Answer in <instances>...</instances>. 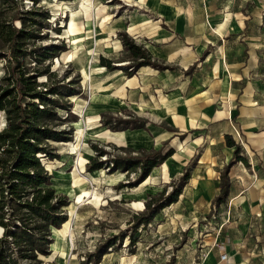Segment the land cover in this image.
<instances>
[{"label": "rangeland", "instance_id": "374dc122", "mask_svg": "<svg viewBox=\"0 0 264 264\" xmlns=\"http://www.w3.org/2000/svg\"><path fill=\"white\" fill-rule=\"evenodd\" d=\"M130 1L85 0L86 7H88V12H85L84 7L82 6L83 9L80 7L81 0H5V2L0 0V21L5 19L10 22L13 17L15 24L21 27L24 26L23 21H27V25H30L34 21L33 19H36V24L30 27L33 29L40 27L35 30L37 37L27 39L20 51L16 49L17 44L10 45L3 37H0V83L3 85L8 83L2 77L7 75L14 63L10 57L19 54L20 63L30 69L37 67L36 69L43 70V67L48 64L50 72L53 73L52 78L48 80L49 83L60 80L65 83L72 81L70 88H75L77 92V94L67 96L73 104L69 119L57 126L59 129H68L72 125L71 139L60 142L51 141L55 152L59 154L58 157L42 156L44 165L50 164V167L46 165V168L53 175L51 185L55 187L57 192L66 193L70 199V203L65 205L69 217L61 227H58V229H65L72 219L68 232L69 245H67V250L62 249L57 253L55 252L51 243L57 239V235L54 230L55 227H52L51 252L44 257L39 255L40 260L35 263L187 264L192 259L191 256L198 244L203 243L208 251L212 244L216 243L215 247H217L218 253L225 251L226 247L231 248L228 264L245 262L264 264V147L258 146L260 154L255 156L256 154H253L247 146L241 129L235 130L233 135L243 146H246L252 158L247 163L244 160H239V156L234 154V158L237 159L236 162L234 161L236 163L233 173L234 188L229 190L230 195L227 204L223 203L219 207L212 206V200L217 193L211 199V209L208 208L209 199L206 197L201 201V204L197 205V210L196 208L194 210L185 206L181 207V205L166 206L151 222L138 227L132 222L134 215L143 212L147 201L151 200V196L157 195L165 187L168 191L172 189L171 184L175 178L169 176L170 164L167 165L164 161L160 162L155 169L151 170L148 174L149 179L142 185V181L138 184L135 182L140 171L139 168L124 170L115 168L113 164L112 167L106 165L102 168H96L104 170L105 176L98 174L95 176L97 180H94L92 172L95 170L89 171L87 164L91 158L97 155V150L93 144L96 143L98 146L104 147L112 155H142L145 150H158L161 147L163 153L175 151L178 154L182 152L184 146L195 133L190 135L187 131L181 132L180 129L176 131L166 120L162 119L160 114L152 115L130 108L119 109L101 103L100 106H94L91 111L85 112V115L95 120L97 124L116 131V129L102 124V113L111 114L116 118L128 119V123H120V126L127 124L129 129L136 128L133 125L148 118L150 122L156 124L152 129L157 128L159 132H153L147 126L146 129H149L151 134L154 133L153 140L155 142L152 146L147 145L149 143L145 139L148 137L142 136L140 131L132 132L136 135L133 143L108 142L96 137L86 138L81 147L87 155V158L83 159L81 163L83 169L78 164L79 153H75L70 142L76 140V122L83 117L80 105L83 103L86 105L94 103L95 105V100L100 95L97 91L107 89L109 85L116 84L119 85L118 88L124 89L125 79L136 73V71L132 75L128 73V70L132 69L128 64L131 55L128 49L123 48L122 41L121 43L117 42V38H120L118 31L116 35L108 33V29L111 28V21L116 18L113 13L122 10L129 11L127 2L131 3ZM31 9L35 10L34 14L29 12ZM74 10L79 11L72 16ZM46 13L49 14L48 18H44ZM15 16L23 17L20 19L15 18ZM73 18L78 29L74 32H68ZM130 31H133L132 28ZM34 47H43L50 52L47 53L49 57L47 56L41 64L37 63L34 55L30 53ZM261 47L263 65L260 66L264 67V42ZM91 48L96 50L93 57H91ZM115 49L118 50L116 53H108ZM247 49L248 47L245 49L237 46L231 50L235 56L238 51L242 53V56H245L248 54ZM225 51L226 47L215 45L212 54L209 56L210 64L203 67L204 70L207 69L213 73L212 77L214 76V78L210 86L215 90L214 104L220 110L215 113L216 117H220L215 121V124H212L214 131L208 133L206 143L214 144L215 148L220 151L223 148L218 146L219 138L222 136L221 132L228 127L225 125V110L220 108L226 102L225 97L221 94L223 89L221 90L219 87L221 84L220 73L217 70L215 72V69L218 67L216 65L220 64ZM101 55L113 58L116 60L115 64H122L123 66L118 65L113 70L107 69L100 63ZM165 63L171 66L175 64ZM83 66H90L91 75L96 83L95 87L92 88L91 80L85 78ZM192 67L193 65H190L187 68L189 70ZM149 71L153 70L149 69ZM46 77V74L41 77L38 76L37 81L42 82ZM257 79L262 80L264 76H250L248 84H255ZM116 92L121 93L117 89ZM94 94L95 96H93ZM166 97V95H161V100ZM229 100L230 98L227 97L228 102H230ZM97 107H101V110L98 111ZM58 114L64 117L67 116L68 112L61 108L58 109ZM6 120L5 111L0 110V130L6 126ZM146 121L148 120L146 119ZM161 136L162 139H160ZM157 141L158 144H156ZM244 153H247L246 149H242L239 155ZM106 157L107 155L101 156L102 159ZM172 162H177V160L171 161V164ZM229 162L225 161L222 170ZM60 171L64 172L60 174ZM113 172L115 175H112ZM122 172L124 173L121 174ZM110 175L113 177L111 178ZM228 175L231 182L232 175L229 173ZM78 186H82L80 192L77 190ZM242 187H250L249 193H243L238 198L232 197L234 190ZM96 190L101 194L100 199L93 196ZM257 202L259 203L257 204ZM1 230L2 228L0 235L3 234V232L1 234ZM116 235L118 239L115 245L109 247L107 252L101 255L99 263L94 261L97 255L92 257V261H88V255L95 254L98 245L106 244L108 239L114 238ZM239 244L241 245L240 249H242V253H239L240 256L234 254L233 249ZM60 254H65V257L61 258ZM209 254H211L210 251ZM207 256V260L213 258L212 254L210 259ZM21 262L22 264H29L25 260Z\"/></svg>", "mask_w": 264, "mask_h": 264}, {"label": "crops", "instance_id": "0c3cea01", "mask_svg": "<svg viewBox=\"0 0 264 264\" xmlns=\"http://www.w3.org/2000/svg\"><path fill=\"white\" fill-rule=\"evenodd\" d=\"M130 2H127L129 11L113 13L116 18L111 21L108 33L116 35L117 31L125 29L138 43L148 48L154 58L175 64L171 69L142 65L134 75L125 79L124 89L112 84L109 85V89L98 90L100 95L95 100V107L106 103L105 106L111 105L119 109L130 108L152 115L160 114L162 119L176 131L180 129L181 132L187 131L190 135L195 133L181 153L177 154L173 151L163 160L167 165L170 164L169 176L175 178L172 183L177 184L184 171L188 170L191 176L184 183L178 200L167 206L181 205L195 210L206 197L209 199L208 208H210L212 197L220 191L222 165L225 161H237L234 158L236 145H229L226 142V134H230L231 138L241 145V150L246 149L247 153L239 156H243V160L247 163L252 156L246 146L234 137L235 130L241 129L247 146L253 154H256L255 156L260 154L258 146L264 147V79H257L252 85L248 84L250 76H264V67L260 66L263 65L261 46L264 42V0H131ZM130 28L133 31H130ZM117 39V42L121 43L120 38ZM215 45L226 47L224 56L222 55L220 64L216 65L218 67L215 69V72L217 70L220 73L219 87L223 89L221 94L226 100L220 107L225 110V125L228 127L221 132L222 136L219 138L218 146L223 148L222 151L216 149L214 144L206 143V136L214 131L212 124H215L220 117L215 116L220 110L214 104L215 90L210 86L214 78L213 73L203 68L204 65L210 64L209 56ZM237 46L245 49L248 47V54L242 56L238 51L235 52V56L231 49ZM116 51L118 50H111L108 53L114 54ZM190 65L193 67L188 70L187 67ZM225 73H228L230 78L227 88L223 87L222 77ZM116 89L121 93L116 92ZM161 95L167 97L161 100ZM227 97L230 98V102L227 101ZM100 108L97 107V110H101ZM191 118L195 120L194 124L190 123ZM146 119L148 121H145L143 127L125 130L140 131L142 136L148 137L145 139L149 143L147 145L152 146L155 142L154 133L151 134L149 129L156 133L159 129L153 130L156 124ZM147 126L149 129H146ZM125 130L116 129L119 132H126ZM169 157H174L177 162L171 164L167 161ZM235 162L229 170V174L232 175L230 191L234 188ZM171 166L177 167L173 170ZM112 175H115V172ZM147 179L148 176L141 185ZM250 187L234 190L232 197L238 198L243 193H249ZM215 245L216 243L212 244L207 251L203 243L198 244L193 251L192 259L187 264H192L201 257H204L208 264H228V260L219 261L222 252L218 253ZM240 246L239 244L233 248L234 254L242 253ZM225 249L223 252H227L230 259L231 248ZM209 251L213 258L207 260Z\"/></svg>", "mask_w": 264, "mask_h": 264}, {"label": "trees", "instance_id": "16d2710c", "mask_svg": "<svg viewBox=\"0 0 264 264\" xmlns=\"http://www.w3.org/2000/svg\"><path fill=\"white\" fill-rule=\"evenodd\" d=\"M5 2V0H4ZM34 14L35 10H29ZM23 16H15L22 19ZM46 13L44 18H48ZM8 22L5 19L0 21V37L10 45L17 44V51L26 43L27 39L37 37L35 30L40 27L30 26L36 24V19L27 25L17 26L12 19ZM123 48L130 51L131 59L128 70L132 75L142 65H152L155 68H172L168 63L153 57L151 51L142 43H138L125 29L118 31ZM39 52V53H35ZM42 52V53H41ZM30 53L34 55L37 63H43L50 53L43 47H34ZM1 54V53H0ZM49 57V56H48ZM14 63L11 65L7 75L2 79L8 83H0V110L6 113V126L0 130V264H22V260L29 264H36L39 255L51 252L50 243L53 240L52 227L58 228L68 219L65 205L70 203L66 193L57 192L51 185L52 173L46 168L39 153L50 158L58 157L52 147V142L70 140L73 126L70 128H57L69 119L72 109V102L67 96L77 94L75 88H70L72 81H56L49 83L52 78L49 65L46 64L43 70L30 69L20 63L19 54L10 57ZM116 60L104 55L100 56V63L107 69L113 70L118 67ZM47 75L44 81H37L38 76ZM64 96V99H63ZM67 110V116H60L58 109ZM102 124L114 129H124L127 126H120V123H128V119L116 118L111 114L102 113ZM146 120L133 125L143 127ZM226 142L229 145H236L234 154L239 156L241 145L226 134ZM52 141V142H51ZM93 147L97 155L89 160L88 170L102 168L108 165L115 168L130 170L139 168L136 183L145 180L153 167L163 162L173 152L163 153V148L158 150L144 151L142 155H112L104 147L96 143ZM102 155H107L102 159ZM243 160V156H239ZM234 161L225 165L220 173V191L213 200L212 206H219L228 202L230 195L229 170ZM189 171L181 174L177 184L172 183V189L165 187L157 195L151 196L147 201L145 209L134 215L133 224L138 227L145 225L162 211V208L177 201L184 186L190 178ZM118 236L108 239L106 244L98 245L94 253L89 254L88 261L97 255L96 263H99L101 255L107 252L108 248L115 245ZM103 249V250H101ZM88 262V263H89Z\"/></svg>", "mask_w": 264, "mask_h": 264}, {"label": "bare ground", "instance_id": "6f19581e", "mask_svg": "<svg viewBox=\"0 0 264 264\" xmlns=\"http://www.w3.org/2000/svg\"><path fill=\"white\" fill-rule=\"evenodd\" d=\"M85 0H81V9L82 6L84 7V11L88 12L86 7V3L84 2ZM90 5V4H89ZM79 11V10H78ZM77 10H74L72 13V16H74L77 12ZM78 29L77 24L75 23L74 18L72 19V21L70 22V28L67 30L68 32H74V30ZM91 57H93L94 52H96V50L94 48H91ZM96 56V55H95ZM91 63V62H90ZM83 73L85 75L86 79L91 80L92 82V88L95 87V82L94 79L91 75V70H90V66H83ZM223 87L227 88L229 83H230V78H229V74L225 73L223 75ZM95 96V94L93 95ZM94 103H90L89 105H86L85 103L81 104V111H82V115L83 117L80 118L77 122H76V132H77V138L75 141L70 142V145L72 148L75 149V153H79V158H78V164L81 165V169H83L82 166V160L87 158L86 153L83 151V149L81 148L82 145L84 144V140L86 138H98L102 141H114L117 143H127V142H134L135 141V137L136 135L134 133H132V130H125L126 132H116L115 130H109L107 127L102 126L97 124V122L93 119H91L90 117H87L85 115L86 111H91L94 107ZM190 123L194 124L195 120L193 118L190 119ZM74 160V159H73ZM169 162L171 161H175L174 157H169L168 160ZM73 162V161H72ZM48 165V167H50V164H46ZM178 165V164H177ZM179 166V165H178ZM177 167V166H176ZM176 167H172V169L174 170ZM180 168V166H179ZM104 170L102 169H96L95 171L92 172V177L94 180L96 179V175L98 174H103V176H105ZM64 171H60L59 173H63ZM145 183V182H144ZM143 184V183H142ZM82 189V186H78L77 190L80 192V190ZM93 196H95L96 199H100L101 198V194L96 190V192L93 193ZM235 198V197H234ZM72 211V210H71ZM73 214V212H72ZM72 219H70L68 226L65 229H58V228H54V230L56 231V235H57V239L51 243V246L53 248H55V252H59L60 250L64 249L67 250L69 245V236H68V232H69V227H70V222ZM1 229V227H0ZM42 257H44V255H41ZM61 258L65 257V254H60ZM209 259L212 258L211 254H209L207 256Z\"/></svg>", "mask_w": 264, "mask_h": 264}, {"label": "built area", "instance_id": "2783aa9c", "mask_svg": "<svg viewBox=\"0 0 264 264\" xmlns=\"http://www.w3.org/2000/svg\"><path fill=\"white\" fill-rule=\"evenodd\" d=\"M39 156L42 159V156H44V154L43 153H39ZM219 256H220V260L219 261L229 260V256H228L227 252H222V253H220ZM192 264H208V263H206L204 257H201V258L196 259V261H194Z\"/></svg>", "mask_w": 264, "mask_h": 264}, {"label": "water", "instance_id": "95a60500", "mask_svg": "<svg viewBox=\"0 0 264 264\" xmlns=\"http://www.w3.org/2000/svg\"><path fill=\"white\" fill-rule=\"evenodd\" d=\"M118 65V64H117ZM3 230V229H2ZM1 237V236H0Z\"/></svg>", "mask_w": 264, "mask_h": 264}]
</instances>
